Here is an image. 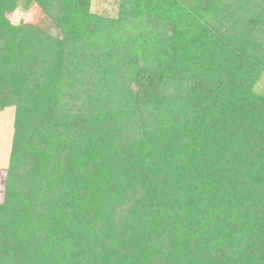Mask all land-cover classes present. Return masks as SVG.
Segmentation results:
<instances>
[{"label":"trees","instance_id":"obj_1","mask_svg":"<svg viewBox=\"0 0 264 264\" xmlns=\"http://www.w3.org/2000/svg\"><path fill=\"white\" fill-rule=\"evenodd\" d=\"M37 1L0 0V264H264V0Z\"/></svg>","mask_w":264,"mask_h":264},{"label":"rangeland","instance_id":"obj_2","mask_svg":"<svg viewBox=\"0 0 264 264\" xmlns=\"http://www.w3.org/2000/svg\"><path fill=\"white\" fill-rule=\"evenodd\" d=\"M37 0L23 2L14 12L7 14V19L12 25L31 24L41 30L53 32L51 19L36 3ZM40 1V0H39ZM90 12L105 18H114L117 14L118 0H89ZM26 3V4H25ZM256 92L264 94V76L260 78L255 87ZM14 108L7 107L0 112V203L3 200L5 188L6 169L8 166L9 152L12 142ZM231 168L236 170L237 163L228 161Z\"/></svg>","mask_w":264,"mask_h":264}]
</instances>
